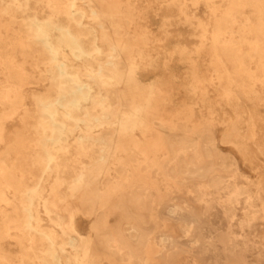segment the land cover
<instances>
[{
    "label": "bare ground",
    "instance_id": "6f19581e",
    "mask_svg": "<svg viewBox=\"0 0 264 264\" xmlns=\"http://www.w3.org/2000/svg\"><path fill=\"white\" fill-rule=\"evenodd\" d=\"M201 9L204 20L196 19ZM151 16L159 18L157 35L148 27ZM181 25L193 47L177 41L169 48L181 36L172 28ZM176 57L187 66L180 82ZM38 86L39 92L25 94ZM181 91L188 101L179 99ZM226 109L234 119L230 134L218 141L213 127L224 128ZM173 111L180 114L169 125L161 120L158 130L151 113ZM261 113L264 0H0V239L21 249L12 256L0 245V264H99L108 206L118 243L107 246L109 264L123 257L132 260L127 264L192 258L188 234L201 228L203 215L222 216L231 226L243 210L238 229L253 234L264 214V178L243 176L237 158L219 143L259 167ZM16 118L21 130L6 129ZM30 120L33 129L26 127ZM242 124L247 133L240 140ZM110 162L157 170L169 193L139 180L111 192L102 181ZM64 202L77 212L73 235L55 208ZM40 213L52 230L44 229ZM81 217L88 220V242L96 245L78 244ZM166 225L180 235L157 231ZM154 241L160 245H149ZM234 241L226 233L224 245H202V251L217 259L222 249L232 264L264 259L263 245L252 238L245 235L247 245H230Z\"/></svg>",
    "mask_w": 264,
    "mask_h": 264
},
{
    "label": "rangeland",
    "instance_id": "374dc122",
    "mask_svg": "<svg viewBox=\"0 0 264 264\" xmlns=\"http://www.w3.org/2000/svg\"><path fill=\"white\" fill-rule=\"evenodd\" d=\"M190 13V12H189ZM197 18H201V19H205V15L203 10L201 9L199 15H197ZM14 29L18 28V25L13 24L12 25ZM148 27L150 28L152 34L157 35L159 34V27H160V23H159V18L155 17V16H151V18L149 19V23H148ZM174 31V34H179L181 35L179 40L175 39L173 40V42L170 44L169 48H173L176 44L177 41H179L182 44H187L190 47H193L195 40L193 38L189 37V29L187 26L181 25L178 27H173L172 28ZM173 66L175 69V72L177 73V75H179L176 80L177 81H182L183 79V75L186 73L187 71V66L182 62V60H180L179 57H176L174 62H173ZM30 76L32 77V80H34L35 82L40 81V75L38 72L36 71H32L31 69L29 70ZM153 75L151 74H146L145 78H152ZM40 86L35 87V88H26L25 89V94L26 95H30L32 93H36L40 91ZM214 94L215 93H211V98L212 100H214ZM180 100H186L188 101V98L185 96V92L181 91V95L179 97ZM168 105V104H167ZM27 109L29 112H31L32 114L34 113V106L32 104V102L30 100H27ZM226 113L224 114V116H226V120L224 122V128L223 127H213V133L214 136L216 138V140L220 141L222 138L227 137V135L230 134L231 131V123L234 119V115L233 113L229 110L226 109L225 111ZM175 114V115H174ZM180 113L178 112H171V113H151L150 117L152 118V120L154 121V123H156V128L158 130H162L159 126V123L161 122V120H163L166 124H168L167 122L170 121L176 117V115H179ZM262 115V124L261 122L259 123V132L257 134L258 139H262V137L264 136V113H261ZM179 123H183L182 121H179ZM35 122L32 120L27 122L26 127L28 129H33L35 127ZM169 125V124H168ZM194 127H191L193 136H195V134H197V128H195V124L193 123ZM23 124L21 123L19 118H16L14 120H11L9 122H7L5 124V128L6 129H11L15 132H18L19 130H21ZM184 126V125H183ZM240 130H239V134L240 137L237 139H244L243 136L246 135V128L245 125H239ZM246 137V136H245ZM76 138L74 136H71L69 138L70 144H74ZM220 148L223 152L230 154V155H234L237 160L239 161V169L240 172L243 174V176L249 177L250 180L252 181H257L259 178H264V163L260 164L259 167H254L253 165H250L249 162L244 161V158L236 151V149H234L231 145L228 144H223V143H219ZM261 149L264 150V146L263 144H261ZM3 148L1 147V150ZM64 154V153H63ZM61 154V155H63ZM65 156V155H63ZM66 156L69 159H72V156H70V154H66ZM11 159L12 161L15 159V155L12 154L11 155ZM85 159V158H83ZM87 160V159H86ZM124 168V169H123ZM155 170V169H154ZM155 172V174H157V170L153 171ZM227 172V171H226ZM229 173V172H227ZM104 178L102 179L103 182L107 183V185L110 187L111 192H114V190H119V189H123L125 186L129 185L133 180H139L141 182H146L148 183L149 187L152 188L154 191L158 188L161 190L162 193H169V189L167 187H165V185L162 183V180L159 179L157 176H154L155 174L153 173H149L148 171H143L141 169H138L137 167L131 166V165H118L116 162H110L108 164V167L105 169V173H104ZM141 178V179H140ZM28 182V181H27ZM264 182V181H263ZM47 194L51 195L53 192V182H47ZM180 191H183V187H180L179 189ZM7 196V195H6ZM71 203L70 202H64V203H60L58 207H55L57 212L59 213L62 221H63V228L67 229L68 232L70 234H72L71 232V222L73 221L74 218H77L76 214V210L71 209L70 208ZM109 208H107V211L105 212V220H106V224H107V233H106V237H107V241L104 242L103 245H118V243L114 240V233H113V228L111 226V220H112V216H113V208L110 206H108ZM212 214H214V211H211ZM243 210H239L238 211V217H236L234 219V221H232L233 224H230L231 226H229V224L224 220V218L222 216L214 218L213 216H207V215H203L202 216V225L201 228L199 229H193L191 231L190 234H188V238H190V240H192L190 243H186L189 245H192V248L194 249L196 255H193L192 258H185L184 256H182L183 254H178L175 257V262L177 264H214V263H219V264H232L231 261H229L228 259L224 258L223 255V251L221 249L218 250V252H220L221 257L217 258V259H211L208 257V254L203 253L202 251V245H224V237L226 235V233H230L232 235V237H234L236 239V241L232 242L230 245H247L245 244V235L248 238H252V242L255 243L256 245H263L262 248L264 249V214H259L261 215L260 218L258 220L255 221L256 224V228L254 230L253 234H249V230H247L246 232H241L238 228H239V224L242 223L244 220L241 219L239 220L238 218L241 217V215L243 214ZM156 213V212H155ZM41 217H42V225L44 227L45 230H52L53 229V223H51L50 221H48V219L46 218V216L43 213H40ZM3 221L4 219H2V216L0 215V230L2 231V225H3ZM243 224V223H242ZM246 224V223H244ZM88 220L84 219V218H79L78 219V229L80 231V235H81V239L78 242L79 245H96V243L93 242H88V238H89V232H88ZM159 229H163L166 230L167 234H170L171 236H179V231H177V227L173 228L172 230L168 231L169 226L166 225L164 227H160L157 229V231ZM73 235V234H72ZM186 238H184L183 240H185ZM180 240V241H183ZM185 243V242H184ZM236 243V244H234ZM0 245L2 246V248L8 252L11 253L12 256H17L21 253V249L17 246V244L15 243L14 240L10 239V238H1L0 239ZM69 245V244H66ZM149 245H160L157 242H151ZM103 247L101 250L98 249V251H96V253H100V255H104L107 256L108 255V251H110L108 249V247ZM67 248H69V246H67ZM150 251V250H149ZM104 256H102V258H97L95 259L96 262L99 264H109V262H113L111 260H108L107 258H104ZM204 256V257H203ZM149 257V256H148ZM252 259V260H251ZM256 260V261H255ZM116 261V263H115ZM146 261L151 264L152 262H154V260L151 259V257L147 258ZM254 261V262H253ZM129 262H132L131 259L127 258V257H123V258H116L114 259V263L115 264H127ZM247 262H249V264H264V259H257L254 257H251L249 259H247ZM112 263V264H114Z\"/></svg>",
    "mask_w": 264,
    "mask_h": 264
}]
</instances>
